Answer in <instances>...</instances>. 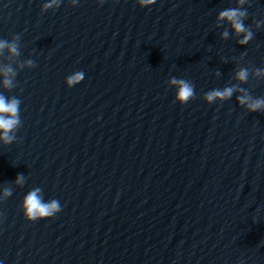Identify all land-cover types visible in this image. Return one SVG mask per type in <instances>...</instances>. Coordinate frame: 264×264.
Returning <instances> with one entry per match:
<instances>
[{
    "label": "water",
    "instance_id": "1",
    "mask_svg": "<svg viewBox=\"0 0 264 264\" xmlns=\"http://www.w3.org/2000/svg\"><path fill=\"white\" fill-rule=\"evenodd\" d=\"M51 2L0 0V261L264 264V0Z\"/></svg>",
    "mask_w": 264,
    "mask_h": 264
},
{
    "label": "clouds",
    "instance_id": "2",
    "mask_svg": "<svg viewBox=\"0 0 264 264\" xmlns=\"http://www.w3.org/2000/svg\"><path fill=\"white\" fill-rule=\"evenodd\" d=\"M141 7H150L155 0H139ZM58 3V0H52L51 3L46 4L45 8L53 7ZM104 0H100V4L103 5ZM245 15L244 12L239 10H227L221 13V19L227 18L231 21L235 27L237 33H245L246 29L241 21V17ZM252 38L251 32H246L245 38L241 40V44L247 43ZM5 47H9L6 42L0 41V49ZM11 50L13 53L16 52L15 46H11ZM247 71L242 70L238 76L241 80L247 79ZM82 79L80 74H77L75 77L70 78V84H74L76 81ZM5 86H9L11 84L10 80L4 81ZM173 84L179 85L178 98H191L194 94L193 87L184 81L173 80ZM233 89L229 88L224 91H214L207 95L206 99L209 102L214 101L216 98H229L232 95ZM247 101L242 98L241 103H246ZM249 108L253 111L264 108V101H255L254 103L249 104ZM19 101L13 99L12 101H8V99L0 95V139H3L5 142L10 141V132L16 128L19 124ZM22 180V177H20ZM39 190L33 191L27 198L25 202L26 215L29 219L35 220L38 218H48L54 216L57 212L60 211V205L57 201H53L51 203L45 204L42 202V199L38 195ZM0 264H3V261H0Z\"/></svg>",
    "mask_w": 264,
    "mask_h": 264
}]
</instances>
